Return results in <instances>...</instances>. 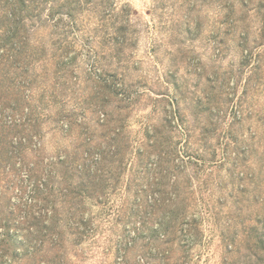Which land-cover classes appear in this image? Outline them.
Wrapping results in <instances>:
<instances>
[{
	"label": "rangeland",
	"instance_id": "rangeland-1",
	"mask_svg": "<svg viewBox=\"0 0 264 264\" xmlns=\"http://www.w3.org/2000/svg\"><path fill=\"white\" fill-rule=\"evenodd\" d=\"M98 3L0 58V264H264V0ZM159 170L199 222L173 243Z\"/></svg>",
	"mask_w": 264,
	"mask_h": 264
},
{
	"label": "trees",
	"instance_id": "trees-1",
	"mask_svg": "<svg viewBox=\"0 0 264 264\" xmlns=\"http://www.w3.org/2000/svg\"><path fill=\"white\" fill-rule=\"evenodd\" d=\"M100 7L102 6L98 0H0V58L22 59L25 55H29L27 44L35 42L38 35H41L42 31L46 32L47 29L52 39L56 37L61 39V36L66 39L68 34L74 31H89L94 35L96 27H92V19L97 12L98 14L101 12ZM98 19L102 20L101 17ZM118 32H120V27L117 26L115 33ZM89 37L93 38L88 34ZM35 52L34 48L30 51V53ZM43 52L42 50L41 53ZM14 67L15 69L20 68L17 65ZM4 69L5 67H0V74L4 72ZM5 86L7 88L10 84ZM167 156L170 157V153ZM167 161H170L169 158ZM159 172L161 175L164 173L163 170ZM169 175L168 173L161 177L155 182V186L149 184L141 189V192L151 190L154 194L158 188L161 189V193L158 194V197H162L161 199L157 198L156 201L155 198H151L146 203L151 214H161L162 217L161 220L154 218V223L151 222L147 227L150 231L149 241L162 239L166 243H173L179 237L185 236L187 232H191L190 226L199 223L194 216L189 215L190 205L186 196L180 198V194L172 189L177 184L169 182ZM169 193H175L174 198ZM147 212L146 210L141 217L135 214L140 222L139 225L146 224L143 220L145 217L147 219ZM135 229L138 230L139 227ZM263 243V240L258 242L261 250L264 249ZM253 247L258 246L253 245Z\"/></svg>",
	"mask_w": 264,
	"mask_h": 264
}]
</instances>
